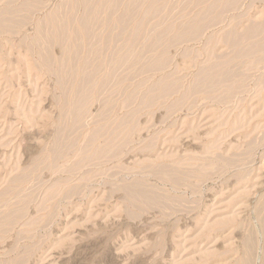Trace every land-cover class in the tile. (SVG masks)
Segmentation results:
<instances>
[{
  "label": "rangeland",
  "instance_id": "obj_1",
  "mask_svg": "<svg viewBox=\"0 0 264 264\" xmlns=\"http://www.w3.org/2000/svg\"><path fill=\"white\" fill-rule=\"evenodd\" d=\"M0 20V264H264V0Z\"/></svg>",
  "mask_w": 264,
  "mask_h": 264
},
{
  "label": "bare ground",
  "instance_id": "obj_2",
  "mask_svg": "<svg viewBox=\"0 0 264 264\" xmlns=\"http://www.w3.org/2000/svg\"><path fill=\"white\" fill-rule=\"evenodd\" d=\"M101 1H102V0H101ZM91 7H92V6H91ZM88 13H89V12H88ZM122 17H123V16H122ZM7 19H8V18H7ZM10 20H11V19H9V21H10ZM119 20H120V19H119ZM1 22H2V21L0 20V26H1V28H2L3 23H1ZM10 22L12 23V21H10ZM83 22H84V21H83ZM8 23H9V22H8ZM118 23H119V21H118ZM55 25H56V24H55ZM82 25H83V24H82ZM82 25H81V26H82ZM144 25H145V24H144ZM190 25H191V24H190ZM9 26H10V25H9ZM11 26H12V25H11ZM87 28H88V27H87ZM87 28H86V29H87ZM159 33H160V32H159ZM59 34H60V33H59ZM179 34H180V33H179ZM140 35H141V34H140ZM156 39H157V38H156ZM156 39H155V40H156ZM131 42H133V41H131ZM62 45H63V44H62ZM42 55H43V54H42ZM65 60H66V59H65ZM120 65H121V64H120ZM76 90H77V89H76ZM174 177H175V176H174ZM172 178H173V177H172ZM138 184H139V183H138ZM131 190H133V189H131ZM137 190L140 191L139 194H141V193H142V194H147V193H149V190H150V189H149L148 191H146L147 189L145 190V188H143V189H138V188H137ZM156 192H157V191H156ZM156 192H155V193H156ZM149 196H150V195H149ZM142 200H143V199H142ZM146 205H148V204H146ZM263 227H264V226H263ZM243 264H246V261H245V260H244Z\"/></svg>",
  "mask_w": 264,
  "mask_h": 264
}]
</instances>
